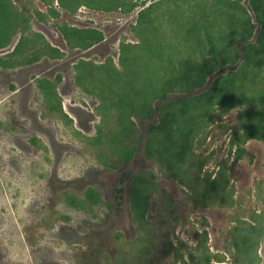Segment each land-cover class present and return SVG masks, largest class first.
Instances as JSON below:
<instances>
[{
    "label": "rangeland",
    "instance_id": "1",
    "mask_svg": "<svg viewBox=\"0 0 264 264\" xmlns=\"http://www.w3.org/2000/svg\"><path fill=\"white\" fill-rule=\"evenodd\" d=\"M13 2L0 264H264V0Z\"/></svg>",
    "mask_w": 264,
    "mask_h": 264
},
{
    "label": "trees",
    "instance_id": "2",
    "mask_svg": "<svg viewBox=\"0 0 264 264\" xmlns=\"http://www.w3.org/2000/svg\"><path fill=\"white\" fill-rule=\"evenodd\" d=\"M20 13L18 12L16 6L14 5L13 0H0V47L4 46L8 43V41L11 40L12 36L15 33V30L18 27H21L23 24L21 23V18H20ZM67 36V35H66ZM90 39L96 40L98 39L96 36L90 35L89 36ZM19 47V46H17ZM51 51H58L57 48H51ZM123 52H125V48H123ZM117 70V69H116ZM117 72H121L118 71ZM140 71H134V72H129L127 73V78H129V83L128 87H133L135 89L137 88H146V89H153L154 86L151 82L149 81H145V84H140V80H141V73ZM193 74H186V76H184L183 81L186 83H189L192 80ZM47 79L44 80V82L42 83V88H46L47 85ZM182 85H184V83H182ZM164 87H168L170 88V91H172L173 89H175L176 84L173 82H168L166 84H164L162 86ZM45 95L46 98L48 99V102L51 101V96L52 93L49 91L50 88L45 89ZM163 92H165V90H163ZM140 94L144 97V94L140 92ZM156 95V94H155ZM164 95V94H163ZM60 110L63 111L64 113V109L61 106ZM65 114V113H64ZM67 115V114H66ZM247 131L250 134L251 129L247 128Z\"/></svg>",
    "mask_w": 264,
    "mask_h": 264
}]
</instances>
